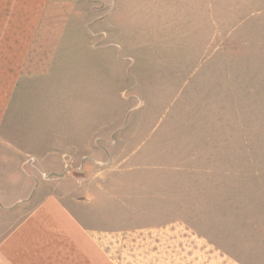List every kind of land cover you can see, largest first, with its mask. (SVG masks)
Here are the masks:
<instances>
[{
	"label": "rangeland",
	"instance_id": "rangeland-1",
	"mask_svg": "<svg viewBox=\"0 0 264 264\" xmlns=\"http://www.w3.org/2000/svg\"><path fill=\"white\" fill-rule=\"evenodd\" d=\"M76 13L60 62L71 80L54 84L57 97L40 84V113L12 115L0 139L43 140L51 122L150 124V161L181 167L170 182L191 188L156 195L186 207L174 213L186 225L129 229L136 212L108 210L124 229L107 233L101 264H264V0H105ZM10 154L0 147V190L66 187L84 169L65 161L52 174ZM139 192L150 208V190ZM30 212H8L10 229Z\"/></svg>",
	"mask_w": 264,
	"mask_h": 264
},
{
	"label": "crops",
	"instance_id": "crops-1",
	"mask_svg": "<svg viewBox=\"0 0 264 264\" xmlns=\"http://www.w3.org/2000/svg\"><path fill=\"white\" fill-rule=\"evenodd\" d=\"M104 1L0 0V131L10 128L14 114L40 113V84H45V96L57 97L54 84L71 80L65 79L71 72L60 62L72 48L66 42L72 21L83 4ZM46 129L50 135L43 140L3 138L0 147L12 153V162L32 157L35 163H50L52 174L60 172L65 161L83 163L84 169L80 180L66 176V187L53 178L49 189L22 184L18 190H0V264H101L106 260L107 233L124 229L121 216L110 215L114 220L108 221V210L136 212L129 229L186 225L176 216L186 207L179 202L172 206L165 193L157 197L158 190L191 188L182 179L170 182L171 174H182L181 167L150 161V124L67 121L51 122ZM136 141L145 145L128 154L116 148ZM107 155L110 167L93 165L107 161ZM139 190H150V208L140 205ZM14 210L31 212L10 229L7 216ZM146 211L150 222L139 221L144 218L139 212Z\"/></svg>",
	"mask_w": 264,
	"mask_h": 264
}]
</instances>
